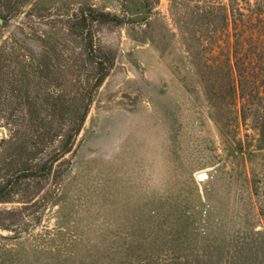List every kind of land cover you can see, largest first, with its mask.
Listing matches in <instances>:
<instances>
[{"label":"rangeland","instance_id":"1","mask_svg":"<svg viewBox=\"0 0 264 264\" xmlns=\"http://www.w3.org/2000/svg\"><path fill=\"white\" fill-rule=\"evenodd\" d=\"M258 5L260 22L250 14ZM83 8L125 22L92 25L95 50L113 64L73 151L0 204L2 213L20 212L11 231L0 230V264H42L34 252L46 247L83 257L114 238L181 264L200 255L204 264H264V0H31L0 22V181L19 159L57 148L46 134L69 125L70 113L60 121L38 109L60 92L72 98L84 77L54 71L46 81L36 59L39 38L60 40L72 64L81 58L65 26ZM31 9L41 19L26 18ZM231 20L243 40L237 50ZM234 54L256 74L241 89ZM26 76L30 115L16 99ZM8 129L19 132L21 148L8 143ZM187 218L197 239L191 249L168 234Z\"/></svg>","mask_w":264,"mask_h":264},{"label":"trees","instance_id":"2","mask_svg":"<svg viewBox=\"0 0 264 264\" xmlns=\"http://www.w3.org/2000/svg\"><path fill=\"white\" fill-rule=\"evenodd\" d=\"M31 0H0V20L2 24L7 23L16 15H19L26 5L30 3ZM144 8H146L144 6ZM261 8L259 5L254 10H250V14L256 18L259 22L262 19L260 14ZM262 12V11H261ZM38 17L35 14V10L31 9L26 14L25 17ZM41 19V18H37ZM220 20L223 23L221 28L228 27V19L225 14L220 16ZM232 21V20H231ZM94 23L98 24H114L120 26L125 22L116 16L109 13L97 12L92 8L80 9L78 14L73 15V19L69 21L65 26V31L67 36L72 39L80 40L82 45V56L79 60H76L75 64H72V60L65 57L64 46H62L60 40L50 42V38L40 39V52L37 55V66L40 69V73L46 78V81H50V76L54 73H58L61 79L66 80L70 75V70L72 73H77L80 77H84V81L80 80L77 82V91L74 93L72 98H67L63 93H58L54 98H50L48 101H44L38 110H53V114L61 121L67 117L68 113L71 114V119L66 130L59 129L55 131L54 134H46V138L50 139L53 137L59 139V145L57 148L50 150L43 154L39 152L41 157L28 158L26 160H20L14 164L11 172V176L6 180L0 181V204H8L11 202L12 195L14 194L16 188L21 184L29 182L31 180H40L48 178L53 171L54 165L59 162L66 155L73 151L76 139L80 134L82 127L84 125L85 119L88 114V108L90 106L92 96L97 88L101 86L105 78L109 74V70L112 67L113 61L108 56L102 53H98L93 45L92 41V25ZM233 31H234V45L233 49L237 50L241 47L240 38L235 32L237 30V25L235 20L232 21ZM239 29V28H238ZM260 32L259 30H257ZM242 33V30H240ZM261 33V32H260ZM63 36H66V34ZM61 35V40L64 39ZM254 40V39H253ZM243 42V40H241ZM250 46H258L261 43L260 40H246ZM57 42V43H56ZM257 53V52H256ZM260 57L259 55H257ZM237 56L234 54V58ZM2 55H0V59ZM4 58V57H3ZM2 58V59H3ZM59 59V63L57 60ZM66 59V61H65ZM61 61V63H60ZM65 62V63H64ZM238 75V87L243 88V84H249L252 81L255 74V70L249 72V70H244L243 64L239 63L236 59L235 62ZM4 64L0 61V81L3 80V68ZM33 82L30 77H25L21 85V92H19L18 98H16L23 109L29 110V115L31 110L35 109V101L30 97L29 88ZM242 91V90H241ZM243 93V92H242ZM241 96V95H240ZM71 111V112H70ZM11 123V122H10ZM10 123L7 125L9 126ZM10 133V138L8 143L12 142L14 149H19L21 138L18 136V131L14 129H8ZM4 141V140H1ZM20 141V143H18ZM23 155V153H21ZM36 154V153H35ZM22 158V156H19ZM20 212H0V230L1 231H11L14 226H16L17 220H9L13 216H18ZM5 217H8L5 218ZM190 219L187 218L183 222L175 221L173 226L177 227L176 231H169V235L182 236L184 237L185 243L188 245L189 249L193 247V243L197 239H191V236L195 230V225H192ZM184 223V225H182ZM197 234V232L195 233ZM2 238V237H0ZM172 245L178 244V241L173 238ZM203 245L206 244L202 241ZM53 248H43L34 252V260L41 262L42 264H181L182 258L176 257V259L171 258L168 255H163L162 259L158 258V254L145 253L138 254V247L133 243V241L125 242L121 241L119 238L109 239L99 244H94L91 246L87 255L83 257H63L58 253H54ZM63 258V260H62ZM205 256H199L192 259L185 258L183 263H187L190 260L193 264H204L202 260ZM206 261V260H205ZM37 262V263H38ZM39 264V263H38Z\"/></svg>","mask_w":264,"mask_h":264},{"label":"water","instance_id":"3","mask_svg":"<svg viewBox=\"0 0 264 264\" xmlns=\"http://www.w3.org/2000/svg\"><path fill=\"white\" fill-rule=\"evenodd\" d=\"M0 22H1V20H0ZM204 179H206V175L205 174H201V175L197 176V180L198 181H201V180H204Z\"/></svg>","mask_w":264,"mask_h":264}]
</instances>
